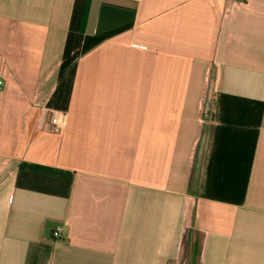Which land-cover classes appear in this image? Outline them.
<instances>
[{"label":"crops","instance_id":"obj_1","mask_svg":"<svg viewBox=\"0 0 264 264\" xmlns=\"http://www.w3.org/2000/svg\"><path fill=\"white\" fill-rule=\"evenodd\" d=\"M0 78V264H264V0H0Z\"/></svg>","mask_w":264,"mask_h":264},{"label":"built area","instance_id":"obj_2","mask_svg":"<svg viewBox=\"0 0 264 264\" xmlns=\"http://www.w3.org/2000/svg\"><path fill=\"white\" fill-rule=\"evenodd\" d=\"M5 88V83L3 81L2 78H0V92H2ZM51 124H52V130L54 133L56 134H62L65 128V121L63 118L59 117V116H53L51 118ZM61 229L57 228L54 232H53V237L55 239H59L61 238Z\"/></svg>","mask_w":264,"mask_h":264}]
</instances>
